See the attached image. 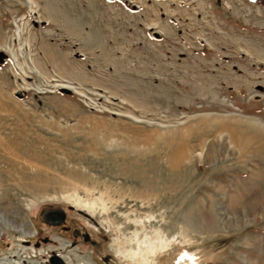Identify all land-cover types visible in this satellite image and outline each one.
<instances>
[{
  "label": "rangeland",
  "instance_id": "1",
  "mask_svg": "<svg viewBox=\"0 0 264 264\" xmlns=\"http://www.w3.org/2000/svg\"><path fill=\"white\" fill-rule=\"evenodd\" d=\"M0 52V264L50 206L76 264H264V0H0Z\"/></svg>",
  "mask_w": 264,
  "mask_h": 264
},
{
  "label": "flooded vegetation",
  "instance_id": "2",
  "mask_svg": "<svg viewBox=\"0 0 264 264\" xmlns=\"http://www.w3.org/2000/svg\"><path fill=\"white\" fill-rule=\"evenodd\" d=\"M41 217L45 226H47L49 229H55L56 231L59 230V233L62 236L65 232L71 231L72 233V235H69L68 238L65 237L68 242L64 243L63 246L61 245L51 249L49 258L46 261H43L42 264H76L71 260L69 254L65 253V251L67 250L68 246H70L71 248H77L79 246L80 242L77 236L80 235V232L76 229H68V225L66 224L68 217L67 214L64 213L60 207L50 206L42 209ZM51 239L58 240L59 238L53 236ZM85 240L90 241V238H85Z\"/></svg>",
  "mask_w": 264,
  "mask_h": 264
},
{
  "label": "bare ground",
  "instance_id": "3",
  "mask_svg": "<svg viewBox=\"0 0 264 264\" xmlns=\"http://www.w3.org/2000/svg\"><path fill=\"white\" fill-rule=\"evenodd\" d=\"M118 254H120L121 256H124V258L127 260V264H129V262L131 261V260H134V256H133V254H129V253H125L124 251H122V250H120L119 252H118ZM135 255V254H134ZM136 259V258H135ZM138 262L140 261V260H138V259H136ZM2 264H9V263H2Z\"/></svg>",
  "mask_w": 264,
  "mask_h": 264
},
{
  "label": "water",
  "instance_id": "4",
  "mask_svg": "<svg viewBox=\"0 0 264 264\" xmlns=\"http://www.w3.org/2000/svg\"><path fill=\"white\" fill-rule=\"evenodd\" d=\"M159 35V33H157L156 32V36H158ZM7 56V54L6 53H4V52H0V62L1 63H3L4 62V60H5V57ZM22 94L21 93H19V97L21 96ZM65 213V212H64Z\"/></svg>",
  "mask_w": 264,
  "mask_h": 264
}]
</instances>
